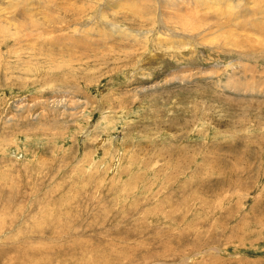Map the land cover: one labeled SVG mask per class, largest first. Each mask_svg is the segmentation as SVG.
Segmentation results:
<instances>
[{"label": "rangeland", "instance_id": "obj_1", "mask_svg": "<svg viewBox=\"0 0 264 264\" xmlns=\"http://www.w3.org/2000/svg\"><path fill=\"white\" fill-rule=\"evenodd\" d=\"M171 2L0 0V264H264V0Z\"/></svg>", "mask_w": 264, "mask_h": 264}, {"label": "bare ground", "instance_id": "obj_2", "mask_svg": "<svg viewBox=\"0 0 264 264\" xmlns=\"http://www.w3.org/2000/svg\"><path fill=\"white\" fill-rule=\"evenodd\" d=\"M188 1L189 0H172V2L170 4V7L172 9H174L176 12H179L178 13V18L175 17V20L181 19L183 22H185V19H186L188 21V23H184V26L175 24V20L173 21V24L175 25L176 29H179L180 31H182L183 33H186V34L191 33V32H193L196 29L201 31L202 27H203L201 24L198 25L199 19L195 17V15L199 13V11L196 10V9L190 8V4L189 5L188 4H184V2L188 3ZM212 1L213 0H204L203 2H200L198 0H195V3L199 4L198 6L204 5L206 9H208V6L211 5V4H215L216 3V5H222L223 4V5L226 6V5H228L230 3V0H214L215 2H212ZM172 3H173V5H172ZM237 5H235V6L234 5H228L226 7H230V8L233 7L232 10H235V9L238 10L237 8H239V6H237ZM198 6L196 5V8ZM180 7H183V9H180ZM202 9H204V8H202ZM244 11H246V10H244ZM241 16H244V18L245 17H251L252 18L254 15L251 12L246 11L244 14H237V17L235 16L234 18L231 19V21L233 22V21L237 20L238 17H241ZM254 21L256 23H260V20H254ZM200 31H196V32H199V33L195 32L194 33V37H201L203 34ZM192 37L193 36L191 35L190 38H192Z\"/></svg>", "mask_w": 264, "mask_h": 264}]
</instances>
